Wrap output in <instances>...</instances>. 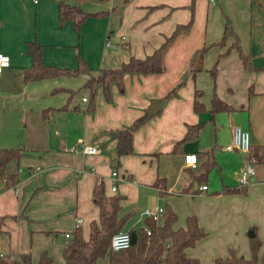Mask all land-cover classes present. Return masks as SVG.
I'll list each match as a JSON object with an SVG mask.
<instances>
[{
    "label": "crops",
    "instance_id": "1",
    "mask_svg": "<svg viewBox=\"0 0 264 264\" xmlns=\"http://www.w3.org/2000/svg\"><path fill=\"white\" fill-rule=\"evenodd\" d=\"M69 3L89 13H106L88 17L76 30L72 21L60 22L57 0H0V53L9 57V66L0 72V149L21 150L20 157L5 169L17 175V183L7 186L0 181V255L29 254L31 264H37L41 253H46L50 264H66L62 250L68 240L64 234L79 227L87 240L90 223L98 221L92 191L100 180L107 197H120L121 214L132 213L128 228L141 227L144 211L167 203L177 216L175 228L184 227L186 217L194 215L207 236L220 215L241 212L247 203L257 206L252 197L264 204V164H254L246 195L221 192L225 187H239L238 171L249 163L247 153L224 150L232 128L238 126L249 133L250 147L264 145V0ZM191 5V27L177 34L163 53V72L124 75L123 91L112 84L108 101L101 86L92 99L84 86L89 75L84 73L22 80L23 71L32 66L28 42L42 47L41 60L46 66L73 70L80 58L95 75L100 69L118 68L130 57L142 59L152 54L178 25L190 20ZM226 18L241 51L250 58L249 70L231 48L232 36L224 45L217 44ZM203 47L207 51L202 68L192 77L191 59ZM218 56L213 79L209 71ZM172 90L174 95L165 98ZM195 90L202 93L196 98L203 104L200 112L193 110ZM214 93L233 111L211 114ZM152 100L159 103L160 110L135 130L133 153L120 156L116 167L112 157L116 139L111 132L144 117ZM199 123L198 138L173 151L187 126ZM86 147H95L97 152L85 153ZM204 151H212L217 164L202 184L206 190L200 192L194 184L183 192L192 184V176L201 173L204 160L198 158L191 168L184 164V155ZM113 170L121 179L115 192L110 190ZM214 170L220 173L218 181L213 180ZM156 180L164 182L163 197ZM253 221L244 222L240 234L255 228L254 223L257 228L252 230L264 240V221L262 230ZM247 232V239L230 247L245 257L249 253ZM190 249L187 254L198 259ZM225 253H211L212 264ZM101 263L108 264L107 257Z\"/></svg>",
    "mask_w": 264,
    "mask_h": 264
},
{
    "label": "trees",
    "instance_id": "2",
    "mask_svg": "<svg viewBox=\"0 0 264 264\" xmlns=\"http://www.w3.org/2000/svg\"><path fill=\"white\" fill-rule=\"evenodd\" d=\"M190 20L184 25H178L169 37H166L162 44L145 58L130 57L128 61L122 63L115 69H100L97 74L92 75L83 60L78 59L76 69L70 70L55 66H46L42 63V47L35 42L27 43V52L32 57V66L22 73L23 82L38 81L42 79L54 78L61 75L76 76L78 74H88L89 79L84 84L91 91L93 99L97 86L102 87L103 95L108 101L111 98L110 87L115 84L119 91H123V77L126 74H159L163 72V53L168 48L172 39L181 32H186L191 27L193 21L192 5ZM106 12L89 13L83 11L76 4L66 1H59L60 22L72 21L74 28L79 29L81 24L88 17L103 16ZM233 37L231 48L238 53L243 67L251 69L250 58L245 55L240 48L239 41L233 32L229 20L226 18L223 28V35L218 45H224L227 37ZM207 51V47L195 52L190 62L189 72L194 77L195 73L202 68V59ZM221 56V55H220ZM218 56L209 73L214 79L216 75V64L220 58ZM175 90L170 91L165 98L174 95ZM202 93L195 90V100L193 110L202 111L203 104L196 98ZM65 108V107H62ZM92 108L90 105L89 109ZM51 110V109H48ZM233 108L220 100L216 94L211 99V114L217 112H230ZM148 118L147 115L135 120L129 127L112 131L111 135L116 139L115 161L119 166V157L133 153V133ZM202 124L188 125L183 137L178 140L173 151L178 150L182 144L196 140L199 136ZM21 150L14 148L0 149V181H5L7 186H14L18 177L16 174H8L5 169L9 162L20 157ZM196 155V154H195ZM248 160L252 164H264V145L253 146L247 153ZM196 158L204 159L201 163V173L192 176V184L183 192H188L194 184L200 186L207 180L208 172L217 166L212 151L198 152ZM155 186L160 197L166 195L163 180H156ZM223 193L246 195V187H225ZM92 198L98 207V221H92L89 225V237L83 239L81 229L75 228L72 238L64 245L62 254L66 264H102L101 259L107 257L108 264H200L199 259L187 254V249L194 247L195 243L206 236V232L199 225L196 216L190 215L185 219V226L175 228L177 220L176 213L165 203L162 205L163 212L159 221H154L150 217L143 220V225L138 228H128L132 213L121 214L120 197L105 195L103 182L97 181L93 187ZM144 227L150 232L146 233ZM135 231L137 238L134 245L124 250L113 251L110 248L111 237L120 230ZM254 230V228H252ZM249 257L237 254L234 249L229 248L227 255L216 257L213 264H264V249L261 251L262 243L254 235L248 239ZM51 258L46 253H41L37 264H50ZM0 264H31L29 254L16 255L12 258H5L0 255Z\"/></svg>",
    "mask_w": 264,
    "mask_h": 264
},
{
    "label": "rangeland",
    "instance_id": "3",
    "mask_svg": "<svg viewBox=\"0 0 264 264\" xmlns=\"http://www.w3.org/2000/svg\"><path fill=\"white\" fill-rule=\"evenodd\" d=\"M85 94L89 93L85 92ZM256 166L257 165L254 167ZM212 173L213 180L218 181L220 173L216 172V170ZM252 198L255 200L253 202L258 204H256L257 206H251L247 203L244 210L241 212H229L220 215L217 226H215L210 232L208 231V235L197 241L194 248L189 250L191 255L198 257L200 264H212L211 253L214 255H219L222 252L225 253L227 252V248L233 247L232 244L240 245L243 238L247 239L246 232L248 229H245L242 235L240 234L241 229H239L244 222L254 220L253 222H258L259 227L262 230L261 223L264 221V204L262 200H256V196ZM252 226H256L255 228L253 227L256 230L257 225H254L253 223ZM261 241L264 245V240ZM246 256L248 257L249 253H247Z\"/></svg>",
    "mask_w": 264,
    "mask_h": 264
},
{
    "label": "built area",
    "instance_id": "4",
    "mask_svg": "<svg viewBox=\"0 0 264 264\" xmlns=\"http://www.w3.org/2000/svg\"><path fill=\"white\" fill-rule=\"evenodd\" d=\"M57 1L70 2L71 0H57ZM8 66H9V57L0 53V72L4 68H7ZM81 100L82 102H86L87 99L83 97ZM249 148H250L249 133L246 130L242 129L241 127H238V126L233 127L232 132H231V140L227 145H225L224 150L228 152L237 150L243 153H248ZM83 151L88 154H93L97 152V149L95 147H86L83 149ZM183 161L186 166L191 167V168H194L197 164V158L194 153H188L184 155ZM253 165L254 164H252L249 161V163L244 168L238 171L237 182H238L239 187H243V186L245 187L250 184L254 176V166ZM110 178L112 182L110 186V190L112 192H115L117 190V183L121 179H119V176L116 170H113L111 172ZM263 185H264V181H263ZM206 188H207L206 185L198 186V189L200 192H204ZM162 212H163L162 206H158L152 211H149V210L144 211L142 213V216H144V218L150 217L154 221H159ZM78 222H80V220L77 221L76 223L77 225H78ZM144 229L147 234L150 233L146 227H144ZM130 232L131 231L129 230H120L117 233H115L111 237L110 248L113 251L124 250V249L129 248ZM64 238L66 240H69L72 238V234L65 233Z\"/></svg>",
    "mask_w": 264,
    "mask_h": 264
},
{
    "label": "water",
    "instance_id": "5",
    "mask_svg": "<svg viewBox=\"0 0 264 264\" xmlns=\"http://www.w3.org/2000/svg\"><path fill=\"white\" fill-rule=\"evenodd\" d=\"M159 110H160L159 103L157 101H155V100H152L150 102L149 107L147 109H145L144 112H145V114L147 116L150 117V116L155 115ZM112 157H115L114 153L112 154ZM247 235H248L249 238H251V237H254L255 233H254V231L252 229H250V230H248ZM136 238H137L136 232L135 231H131L130 232V245H134L136 243Z\"/></svg>",
    "mask_w": 264,
    "mask_h": 264
}]
</instances>
